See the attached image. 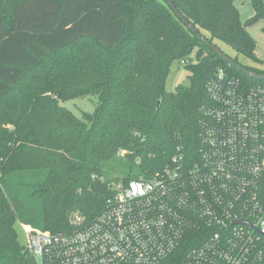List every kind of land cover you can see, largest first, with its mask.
<instances>
[{"label": "trees", "instance_id": "16d2710c", "mask_svg": "<svg viewBox=\"0 0 264 264\" xmlns=\"http://www.w3.org/2000/svg\"><path fill=\"white\" fill-rule=\"evenodd\" d=\"M173 2L264 74L240 57L262 61L247 24L264 19V0H250L246 23L235 0ZM176 60L189 83L171 91ZM219 68L264 85L200 40L167 0H0V264H41L18 225L72 232L73 215L90 222L103 211L111 183L157 174L179 147L198 158L205 86ZM90 95L96 109L81 117L61 104Z\"/></svg>", "mask_w": 264, "mask_h": 264}, {"label": "built area", "instance_id": "2783aa9c", "mask_svg": "<svg viewBox=\"0 0 264 264\" xmlns=\"http://www.w3.org/2000/svg\"><path fill=\"white\" fill-rule=\"evenodd\" d=\"M215 73L199 157L179 147L157 174L111 183L103 211L73 215L72 232L21 225L41 264H264V85Z\"/></svg>", "mask_w": 264, "mask_h": 264}, {"label": "rangeland", "instance_id": "374dc122", "mask_svg": "<svg viewBox=\"0 0 264 264\" xmlns=\"http://www.w3.org/2000/svg\"><path fill=\"white\" fill-rule=\"evenodd\" d=\"M235 6L240 12V17L243 23H246L250 18H252L255 15V10L250 0H235ZM247 26L250 35L257 42L256 55L260 57L262 61L253 62L252 60L246 57L240 56L241 60L251 66L256 65L257 67L264 69V19L253 21V23H249L247 24ZM220 44L222 48L225 49L226 52L234 56L236 55V52L229 45H227L224 42ZM187 83H189L187 71L184 65L180 64V62L176 60L170 71V76L167 81V89L173 91L175 90L177 85L187 84ZM97 102H98V96L90 95L84 98L69 99L66 102H61V104L66 108L71 109L79 117H81L82 112L85 111L94 112L96 109L95 105ZM119 155L123 156V153L119 152ZM17 233L19 236V241L23 245H26L27 236L26 233H24V230L21 225L17 226Z\"/></svg>", "mask_w": 264, "mask_h": 264}, {"label": "water", "instance_id": "95a60500", "mask_svg": "<svg viewBox=\"0 0 264 264\" xmlns=\"http://www.w3.org/2000/svg\"><path fill=\"white\" fill-rule=\"evenodd\" d=\"M167 3L169 7L172 9V11L178 15V17L183 21V23L189 28L190 31L195 33L200 40L208 44L220 57L225 58L231 66L236 67L238 70L245 72L246 74H248L253 78L256 77L264 80V74L252 72L251 70L247 69L241 63H238L236 60L230 57L224 50L219 48L215 43L211 42L208 38H206V36L198 29V27H196L192 22H190L188 18L182 12L179 11L173 0H167ZM243 222L248 223L244 219L242 220V223Z\"/></svg>", "mask_w": 264, "mask_h": 264}]
</instances>
